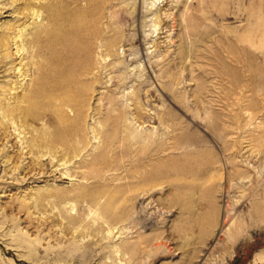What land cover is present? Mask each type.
Listing matches in <instances>:
<instances>
[{
	"label": "rangeland",
	"instance_id": "1",
	"mask_svg": "<svg viewBox=\"0 0 264 264\" xmlns=\"http://www.w3.org/2000/svg\"><path fill=\"white\" fill-rule=\"evenodd\" d=\"M14 1L0 0V28L31 25L30 10L47 24L50 1L86 13L89 27L98 18L101 36L80 44L70 70L53 64L46 43L29 44L24 56L11 46L7 61L19 68L25 58V70L7 72L0 55V104L15 105L41 77L46 95L58 96L27 122L0 112V264H264V0ZM122 9L128 20L114 22ZM110 38L116 45L105 51ZM184 43L188 61L179 56ZM59 71L68 77L51 90ZM65 95L75 105L61 104ZM77 111L80 129L66 138L80 146L77 157L56 167L29 153L25 136L48 138L62 112ZM79 185L102 189L103 202L125 212L112 242L87 229L105 221L96 206L46 200ZM61 208L86 220L81 236L64 229ZM124 242L136 249L114 254Z\"/></svg>",
	"mask_w": 264,
	"mask_h": 264
},
{
	"label": "bare ground",
	"instance_id": "2",
	"mask_svg": "<svg viewBox=\"0 0 264 264\" xmlns=\"http://www.w3.org/2000/svg\"><path fill=\"white\" fill-rule=\"evenodd\" d=\"M15 3H16V0L14 1L13 4L15 5ZM90 7H91V5H90ZM43 9H44V13H46V15H47V17H46L48 20L47 24L46 23L45 24H42V23L39 24L38 23V19L41 17V14H42L40 11L30 10L29 15H31L32 17H35V21L31 25L25 24L24 27H22V25H17L16 23H9V24L5 23V25H3L0 28L1 35H2L0 38V55L4 56V59L6 60V61L3 60L2 63L5 64L12 58V56L9 54L11 46H14V45L17 46L15 55L18 56V55L22 54L24 56V53L27 50H29V47H30L29 44H33L36 42V45L38 46L41 43H46V45L48 44L50 51L51 52L55 51V53H56V56L53 59V64L56 67L58 66V68H60L59 70H61V71L62 70H70L72 67H69L66 61L70 60V59L77 60V55H79V53L82 52V50L79 47L80 44L82 42H85L86 40H89L90 38L95 39V37L97 38V37H99V35L101 36V30H100V28H98V24H99L98 18H96L94 20V22L97 24V27H89L88 16L86 15V13H84L81 10H75V11L71 12V14H69L66 11V9H67L66 7H64V6L62 7L61 5L52 4V2H50V1H49V5L44 6ZM151 11H152V9H151ZM29 15H28V17H29ZM128 18H129L128 13L126 12V10H123V9L120 10L119 12H117V14H114V16H113L114 22L126 21V20H128ZM162 23H163V20H161L160 17H157V24L155 27L157 28V25L158 24L161 25ZM186 23H187V21H186L185 16H184V25H186ZM32 25H34L35 27L33 29H31L29 34H26L27 29ZM187 29H189L188 26H187ZM102 41L103 42H101L102 44H100V45H102L101 48H105L104 49L105 51L106 50L112 51V49L116 45V41L114 40V38H110L108 40L105 39ZM39 47H40V45H39ZM182 49H183V51L179 54L180 59L182 61H184V60L188 61V58L191 56L193 50H192V48H189L187 46V44H185V43L183 44ZM104 50H102V52ZM106 55L111 56V54H106ZM164 59H165V57H164ZM24 62H25V58L22 59L20 65H19V68H18V66H14V63L12 61H10L7 63V65L5 64V66H3V68H5V70L7 72L11 71V70H14V72L16 70H25V68H27V65H25ZM30 64H31V62H30ZM9 65H12V67L8 68ZM31 66H32V64H31ZM37 67H38V65H37ZM39 68H40L39 70L47 71L45 68H42V66H40ZM21 72L23 73V71H21ZM45 74H46V72H45ZM54 74H55V76H54L55 80H54L53 84L51 85L50 89L52 90V89L59 88V87L63 88V84L68 77L67 74L64 72H60V71L54 72ZM24 76H25V73H23L21 76H19V78H23ZM26 77H27V75H26ZM25 79L26 78H24L21 82H16L17 85H16V88H14V90L22 88L23 87L22 82ZM42 80H43V78L41 77V79L35 84V86L33 88L27 89L25 94L22 96L21 101H18L15 98V100L18 101V102H16V104L14 103L15 105H12V103L10 105H9V103H7L6 105H4L3 103L0 104V112H1V115H3V118L6 120L10 119V121L8 120V122H11L13 124H19V122H17L18 119H21V121H23V122H27V119L29 121V118H32V117L36 118L39 115L38 113L40 112V109L42 108V104L46 100L49 99L51 102L54 101V99H56V97H58V96L54 95V96L48 97L46 95L48 88H46L44 86V83ZM9 91H11V90H9ZM5 92H7V91H5ZM52 98H54V99H52ZM0 100H2V98ZM60 100H61V104L63 102V103H66L68 105L70 104V106L75 105L74 104L75 103L74 96L65 95L64 98H61ZM23 104L24 105L26 104L27 106H24ZM62 108H63V106H62ZM60 117H61L60 122H58L60 129L56 130L52 136L47 138L48 134L46 136H45V134H41L43 136L42 139L41 138H33V137H32V139L31 138L28 139L27 136H25V138H24L27 140L26 149H29L30 154H32V155L38 154L39 157L38 156L37 157L40 159H43L49 155L53 162H55L56 159L58 160L56 162L57 164L55 163L56 167L57 166H59V167L66 166L67 164H69L68 163L69 160H65V158H66L65 156L67 154L74 152V153H76L75 157L78 156L77 154L79 153L80 146H79V148L75 147V145H73V143H71L70 141H66V138L68 136L73 135L76 131H78L80 129L79 123L83 120V115L79 111H77L76 116L74 118H71L70 116H68L64 112L61 113ZM3 121L4 120H2V122ZM2 122H1V124H2ZM8 122H7V124H8ZM26 124H23L22 126H18V127L19 128L21 127V129H23L22 127H24V129H25L26 126H27L26 128L32 127V126H29L30 124L29 125L28 124L26 125ZM5 128L8 129L9 127L8 128L5 127ZM26 130H28V129H26ZM94 131H96V130H94ZM21 133H25V132L23 131ZM30 134H33V133L30 132ZM96 134H97V132H96ZM34 135H35V133H34ZM44 136L46 137L45 139H44ZM80 155H79V157H80ZM102 158H103V155H101V154L97 155L92 160L90 165L91 166L97 165L98 161H101ZM6 160L7 161L5 163H7V164H9L11 161L8 156L6 157ZM64 160H65V163L61 164V162H63ZM52 161H51V163H52ZM52 164H54V163H52ZM85 167H87V166H85ZM71 172L66 173V175L70 176V177H74L73 175H71L72 174ZM83 172H85V171H83ZM91 172H92V170H91ZM91 172H90V174H91ZM83 174H84L83 176L88 175V173H86L87 175H85V173H83ZM83 178H85V177H83ZM81 179H82V177H81ZM127 187H129V186H127ZM102 191H103L102 189L101 190L100 189L99 190H93V189H88L86 187H81L79 185L75 189H73L72 191L60 192L58 194H55L54 193L55 191L51 192V193H54V195L50 194L48 197L46 196L47 199L46 198L45 199L48 200L49 198H55L56 199L55 204H57L58 201L62 204L63 203L71 204L70 203L71 201L74 202V201L84 200L86 203H89L92 206H96L98 211H100V215L105 219V221H103V223H99L97 225V228L95 227V224H93L94 225L93 227L89 226V227H87V229L92 230L95 228L96 231L100 230V232H102L101 234L104 235L105 240H110V242H112L114 240V238L111 236L113 234L115 235V230L117 229L116 226L118 224L123 223L126 220V215H125V212H121V211L117 210L116 207L112 208L111 206H109V204H110V203H108L109 198L106 199L105 202H103L105 195L101 194V193H103ZM125 191H127V190L121 189L118 192H120L121 194L124 195ZM108 192H109V190H108ZM108 192H107V194H108ZM39 194L44 196L46 193H44V194L39 193ZM39 194L37 195V198L40 197ZM46 195H48V194H46ZM88 197L90 198L89 200L87 199ZM111 197H112V195H111ZM41 199L43 200V197ZM49 200H51V199H49ZM49 202H50V204L54 203V202H52V200ZM39 203H37V205ZM37 205L35 207H38ZM74 205L75 204H73V206ZM39 206L41 207L42 204ZM55 206H56L55 208H57L58 205H55ZM60 214H61L60 216H62V218H63L62 226L64 224L63 223L64 220L66 221V224H65L66 226L64 229L68 228V226H70V227L73 226L72 230H74V234L77 233L78 235H80V232L82 231L80 229L85 228L86 220H83L82 216L80 214L74 216L72 214V212H67L66 210H64L62 208H61ZM106 223L109 225L108 229H106V227H105ZM92 232L93 231H91V233ZM106 232H108L109 236H107V234H105ZM98 233H97V235H99ZM114 248H115L114 254L115 253H118V254L121 253L122 255L130 254L131 251H134L136 249V247L133 244L128 243V242H124L123 244H121L119 246H115Z\"/></svg>",
	"mask_w": 264,
	"mask_h": 264
}]
</instances>
